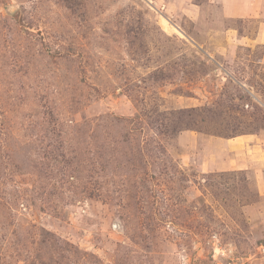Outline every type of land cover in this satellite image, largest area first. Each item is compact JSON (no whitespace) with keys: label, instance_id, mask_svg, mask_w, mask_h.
I'll list each match as a JSON object with an SVG mask.
<instances>
[{"label":"rangeland","instance_id":"rangeland-1","mask_svg":"<svg viewBox=\"0 0 264 264\" xmlns=\"http://www.w3.org/2000/svg\"><path fill=\"white\" fill-rule=\"evenodd\" d=\"M223 11L0 0V264H264L261 15Z\"/></svg>","mask_w":264,"mask_h":264},{"label":"crops","instance_id":"crops-1","mask_svg":"<svg viewBox=\"0 0 264 264\" xmlns=\"http://www.w3.org/2000/svg\"><path fill=\"white\" fill-rule=\"evenodd\" d=\"M221 2L224 5L225 17L231 20L254 19L261 15L259 38L261 37V45H264V0H221Z\"/></svg>","mask_w":264,"mask_h":264}]
</instances>
